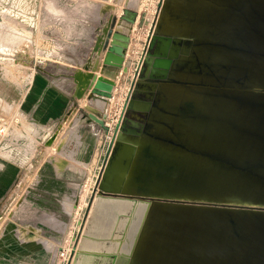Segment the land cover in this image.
<instances>
[{"label":"water","instance_id":"95a60500","mask_svg":"<svg viewBox=\"0 0 264 264\" xmlns=\"http://www.w3.org/2000/svg\"><path fill=\"white\" fill-rule=\"evenodd\" d=\"M136 16L125 9L122 19ZM102 41L95 50L116 78L77 73L78 99L112 98L131 66L130 34L109 25ZM182 43L180 57L169 53ZM171 92L201 94L209 110L210 123L190 132L185 163L140 155L153 130L138 136L136 113L165 106ZM84 109L108 130L105 109ZM262 141L264 0H160L67 264H264ZM223 154L231 158L213 161Z\"/></svg>","mask_w":264,"mask_h":264},{"label":"rangeland","instance_id":"374dc122","mask_svg":"<svg viewBox=\"0 0 264 264\" xmlns=\"http://www.w3.org/2000/svg\"><path fill=\"white\" fill-rule=\"evenodd\" d=\"M103 4H108L115 13L127 5L125 0L120 6L115 2ZM148 27L146 23L145 28L137 30L116 16L110 23L111 29L144 40L150 32ZM135 44L136 47L129 48V57L133 52L142 54L144 46L138 41ZM75 46L81 47L84 58L93 49V0H0V165L16 161L21 168L0 194V264H67L60 252L73 246L78 222L83 220L85 203L89 202L96 177L84 173L83 168L81 175L71 173L73 168L75 171L81 168L72 157L84 145L78 130L82 119H73L71 106L53 117L46 113L39 115L37 108L28 106L36 76L44 72L58 74L56 67L49 71L45 64L64 60L62 55H68V50ZM64 63L69 64L68 60ZM116 74L113 70L100 75L112 80ZM73 84L54 79L44 93L50 86L69 92ZM74 85L78 90V84ZM115 96L116 100L119 98L116 107L119 112L123 98L118 91ZM74 101L72 107H76ZM94 104L103 110L107 101L97 97ZM67 164L78 165L69 167V173L65 169L62 175L55 176V171H61ZM53 217L60 220V226L55 227L64 234L60 239L51 229ZM40 227L50 237H56L57 256L46 252L38 233L33 231ZM32 233L36 236L32 237Z\"/></svg>","mask_w":264,"mask_h":264},{"label":"crops","instance_id":"0c3cea01","mask_svg":"<svg viewBox=\"0 0 264 264\" xmlns=\"http://www.w3.org/2000/svg\"><path fill=\"white\" fill-rule=\"evenodd\" d=\"M104 2L110 3L111 1L93 0V49L89 54L86 55L87 57H82L81 47L75 46L74 48L68 50V55H62L61 58H63L64 60H57L56 64H45V66L49 68V71L54 70L56 67L58 70V74L54 75L50 74L49 72H44V74L36 76L34 86L32 87V91L28 97L29 108H37L36 110L39 115L46 113L49 117H53L64 112L67 107L71 106L70 108L73 109V119H82L81 123L78 124V130L81 134L79 135V137L82 136L84 140V145L82 148H79V153L77 151L72 157L74 163L80 164V166L78 167L81 168H78L77 171H75L76 168H73L75 170H72L71 173H73L72 176L74 174L75 176H78L79 174L81 175V171L83 168L84 173L95 175L96 180L109 153L110 139L106 137L107 130L99 123L90 120L88 118V111L84 109V106L88 104L89 101L94 104L95 97L90 99L88 98V96H84L81 99L76 98L74 93L77 92V89L76 85L74 84H76L75 75L77 73L94 72L93 70H95L94 73L98 75L102 74L99 73L101 71H99V69L103 66V53L96 51L95 47L97 44L101 45L103 43L102 39L103 36H105L108 26L111 23V17L113 18L112 20H115V16L121 19L124 12L123 6H121L120 8V13H118L119 8L115 13L113 12L114 9L109 8L110 6L108 4H105L104 6ZM118 5L120 6V4ZM131 10L134 11V7ZM135 14H137V12H135ZM131 15L132 14L130 13L128 17H132ZM146 23L149 24L148 29L150 30L153 25V20L145 11H143L136 16L135 23L133 25L136 26L137 30H139L141 28H145ZM123 32L127 33L125 31ZM130 36L131 42L129 48L136 47V41H138V43L140 42V44H142L143 46L145 45L146 40L141 38L137 39L131 33ZM186 45H188V43H186ZM183 46V43L179 45H170L169 53L173 50V52L178 53L180 57L183 53ZM65 60H68L69 64H62V61L65 62ZM128 60H131V66L128 67L127 71L121 70L122 73L119 74V82L117 81V85L114 90V96L110 99H106L107 106L105 110L111 115H117L119 113L116 112V107L119 103V98L116 100L115 96L117 91L122 95V106L126 98L129 96L130 89L135 78V71L141 60V55H137L134 52V55L132 57L128 56ZM185 67L186 64L183 65L178 63L175 68V73L181 74L182 72H184ZM105 78L110 80V78L108 77ZM54 79H58V81L62 79V81L73 82V89L69 92L65 90L59 91L50 86L48 89H46V93H44V88L52 84L54 82ZM172 82V84L178 83L174 80ZM178 84L180 85V83ZM185 84L188 83L185 82ZM186 94L189 95L188 98ZM193 95L194 97H191L190 94L186 92H171L168 97H164L166 102L165 106L163 104H161L160 106L155 105L153 106L152 111L144 110V113H142L141 111L136 113L138 116V136L142 135L143 130H145L146 128L148 129L149 127H152L153 130L152 137L147 136L146 140H143L142 143H139L140 147H144L140 148L141 156H157L156 153L160 151L162 155H167L165 156L166 158L175 157V160H178L177 157L180 156V158L182 159V163H185V160H187L186 149L188 147L194 146V142H192L193 138L190 132L193 131L194 128L203 129L204 126H207L210 122L209 110L204 106V104H206V97L201 94H197L195 96V94L193 93ZM190 97L192 99H190ZM140 98L145 101L149 100V97H147L146 95H142ZM38 99L40 100V102L38 101ZM73 99H75L74 102L76 107H72ZM36 102H39L37 106ZM150 117L153 118L152 121ZM162 129L164 131H162ZM160 147L168 148L170 154ZM52 165H55V162ZM76 165L67 164L64 168H62L61 171H55V176L61 174L65 169H70L69 167L71 166L77 167ZM20 169L21 168L16 161L15 163L6 162L5 164L0 165V194H2L7 189L11 181L20 172ZM69 171L67 170L68 173ZM63 175L65 176V173ZM93 188L94 186H92L91 188L90 196ZM87 205L88 202L85 203V207H87ZM50 223L52 225V228H50L53 229V231L56 233L57 238L60 239V237L64 234L61 233L60 230H57V228L55 229L57 225L60 226L59 218L53 217ZM79 230L80 228H78V231ZM33 231L35 233H38V238L44 245L46 252H51L54 256H57V252L59 249L58 246H54L56 237H50L41 227L37 229L34 228ZM27 232L30 233V231ZM31 236L33 237L36 235L32 233Z\"/></svg>","mask_w":264,"mask_h":264},{"label":"built area","instance_id":"2783aa9c","mask_svg":"<svg viewBox=\"0 0 264 264\" xmlns=\"http://www.w3.org/2000/svg\"><path fill=\"white\" fill-rule=\"evenodd\" d=\"M111 2H115V5H118L122 0H110ZM146 1L149 0H128L127 2L125 1V3H127V5L123 6L124 10L125 9H132L134 7V11L137 12V15H139L141 12L145 11L153 20L158 13V4L160 2V0H152L151 3H146ZM154 2V4H153ZM132 5H128V4ZM137 4V5H136ZM140 8V9H139ZM123 10V11H124ZM124 14V12H123ZM129 51V50H128ZM128 56V53H127ZM122 108L123 106L120 108V111L117 115H111L108 113V119L106 121V125L108 126V130L106 132V136L111 140L112 136L114 135V129H115V124L118 121L119 116L122 113ZM81 221L78 222V225L80 226ZM78 226V228H80ZM74 244L73 246L70 247V249L65 252V251H61L60 254L61 256H64L67 260L70 257L71 251L73 250ZM60 250H62V248H60Z\"/></svg>","mask_w":264,"mask_h":264},{"label":"bare ground","instance_id":"6f19581e","mask_svg":"<svg viewBox=\"0 0 264 264\" xmlns=\"http://www.w3.org/2000/svg\"><path fill=\"white\" fill-rule=\"evenodd\" d=\"M128 22V21H127ZM129 24H132V23H130V22H128ZM133 27H135L134 25H133ZM114 30H116V29H114ZM117 31H120V30H117ZM120 32H122V31H120ZM122 33H124V32H122ZM125 34H129L128 32L127 33H125ZM131 52V50L129 49V51H128V54ZM134 53V52H133ZM108 71H113V70H111V69H109V68H105L104 66H102V69H101V72L102 73H104V72H108ZM100 73V72H99ZM116 76V75H115ZM114 76V78H116ZM187 95V94H186ZM188 96L189 95H187V98H188ZM190 99H192L191 97H190ZM102 110V109H101ZM206 122H207V120H206ZM210 123V122H209ZM183 130V129H182ZM183 132V131H182ZM184 133V132H183ZM186 133V132H185ZM187 150V149H186Z\"/></svg>","mask_w":264,"mask_h":264},{"label":"flooded vegetation","instance_id":"af4514ba","mask_svg":"<svg viewBox=\"0 0 264 264\" xmlns=\"http://www.w3.org/2000/svg\"><path fill=\"white\" fill-rule=\"evenodd\" d=\"M263 143H264V141H262ZM255 145V144H254ZM253 145V146H254ZM222 157H224V158H222ZM231 158V156H226V154H223V155H221V156H219L218 158L216 157V158H212L213 159V161H215V160H217L218 162L217 163H221V161L222 160H226V158ZM248 256H250L251 257V255H249V254H247ZM253 256V255H252ZM247 258V257H246Z\"/></svg>","mask_w":264,"mask_h":264}]
</instances>
